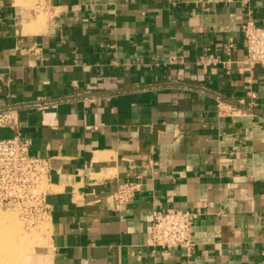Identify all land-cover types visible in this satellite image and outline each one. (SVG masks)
<instances>
[{
  "label": "crops",
  "instance_id": "crops-1",
  "mask_svg": "<svg viewBox=\"0 0 264 264\" xmlns=\"http://www.w3.org/2000/svg\"><path fill=\"white\" fill-rule=\"evenodd\" d=\"M248 22L264 26V0H0V109L17 121L0 140L29 139L52 168L30 264H264ZM159 209L198 215L190 250L153 246Z\"/></svg>",
  "mask_w": 264,
  "mask_h": 264
},
{
  "label": "built area",
  "instance_id": "built-area-1",
  "mask_svg": "<svg viewBox=\"0 0 264 264\" xmlns=\"http://www.w3.org/2000/svg\"><path fill=\"white\" fill-rule=\"evenodd\" d=\"M245 64L250 68H264V26L248 22L243 26ZM51 103L38 104L41 112ZM17 121L14 110L0 109V128L14 127ZM32 142L19 134L0 140V210L14 211L26 229L47 223L51 215L48 202L50 192V158L36 157L31 153ZM141 189L139 182L122 184L113 194L119 207L133 202ZM197 214L174 209H159L153 213L152 244L164 250L185 246L193 247L192 228Z\"/></svg>",
  "mask_w": 264,
  "mask_h": 264
},
{
  "label": "rangeland",
  "instance_id": "rangeland-1",
  "mask_svg": "<svg viewBox=\"0 0 264 264\" xmlns=\"http://www.w3.org/2000/svg\"><path fill=\"white\" fill-rule=\"evenodd\" d=\"M45 223L26 229L14 211L0 210V264H30L37 246L46 242Z\"/></svg>",
  "mask_w": 264,
  "mask_h": 264
}]
</instances>
